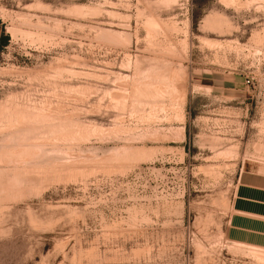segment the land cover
Listing matches in <instances>:
<instances>
[{
	"label": "rangeland",
	"instance_id": "374dc122",
	"mask_svg": "<svg viewBox=\"0 0 264 264\" xmlns=\"http://www.w3.org/2000/svg\"><path fill=\"white\" fill-rule=\"evenodd\" d=\"M0 264H264V0H0Z\"/></svg>",
	"mask_w": 264,
	"mask_h": 264
},
{
	"label": "crops",
	"instance_id": "0c3cea01",
	"mask_svg": "<svg viewBox=\"0 0 264 264\" xmlns=\"http://www.w3.org/2000/svg\"><path fill=\"white\" fill-rule=\"evenodd\" d=\"M233 212L245 219L238 230L247 234L264 237V184H240L232 202Z\"/></svg>",
	"mask_w": 264,
	"mask_h": 264
},
{
	"label": "trees",
	"instance_id": "16d2710c",
	"mask_svg": "<svg viewBox=\"0 0 264 264\" xmlns=\"http://www.w3.org/2000/svg\"><path fill=\"white\" fill-rule=\"evenodd\" d=\"M7 39H8V37H4L3 39L0 38V46H1V47H2V46H5Z\"/></svg>",
	"mask_w": 264,
	"mask_h": 264
}]
</instances>
